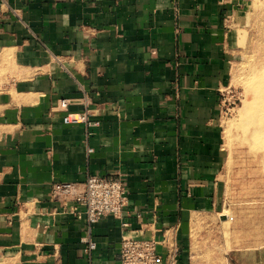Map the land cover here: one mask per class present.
<instances>
[{"label":"crops","instance_id":"obj_1","mask_svg":"<svg viewBox=\"0 0 264 264\" xmlns=\"http://www.w3.org/2000/svg\"><path fill=\"white\" fill-rule=\"evenodd\" d=\"M243 2L0 0V69L15 67L0 75V264H121L126 236L158 239V264H264V234L232 238L225 261L192 240L195 216L225 208L218 121ZM86 111L95 124L64 121ZM89 174L129 189L91 253L85 218L50 195Z\"/></svg>","mask_w":264,"mask_h":264},{"label":"rangeland","instance_id":"obj_2","mask_svg":"<svg viewBox=\"0 0 264 264\" xmlns=\"http://www.w3.org/2000/svg\"><path fill=\"white\" fill-rule=\"evenodd\" d=\"M237 13L238 20L231 23V62L218 121L226 156L220 177L225 208L220 216H195L193 250L202 252L197 259L225 261L232 238L264 234V0H246ZM10 67L3 65L0 75H7ZM221 242L224 248L218 246Z\"/></svg>","mask_w":264,"mask_h":264},{"label":"built area","instance_id":"obj_3","mask_svg":"<svg viewBox=\"0 0 264 264\" xmlns=\"http://www.w3.org/2000/svg\"><path fill=\"white\" fill-rule=\"evenodd\" d=\"M225 92L227 90L221 91V103L224 101ZM69 104V100H61L62 108H67ZM89 115L88 111L68 115L64 121L95 124L90 122ZM50 195L53 200L61 202L63 211L72 213L80 219L85 218L86 234L82 242L86 245L88 253L96 248L93 239L94 224L106 216L121 217L129 204V189L121 174L120 176L89 174L83 183L59 182L52 186ZM68 202H74V205L68 207ZM123 225L128 226L127 223ZM158 245V239L153 236L124 237L119 248L121 264H158Z\"/></svg>","mask_w":264,"mask_h":264}]
</instances>
